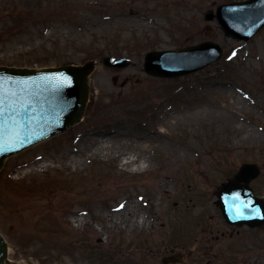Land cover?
<instances>
[{"label": "rangeland", "instance_id": "374dc122", "mask_svg": "<svg viewBox=\"0 0 264 264\" xmlns=\"http://www.w3.org/2000/svg\"><path fill=\"white\" fill-rule=\"evenodd\" d=\"M239 1L0 0V66L98 60L83 120L0 170V232L12 264L27 257L33 264H264V224H227L216 195L253 162L262 171L251 184L264 197V28L246 41L208 19L219 5ZM191 27L201 38L187 44ZM205 41L224 55L199 71L165 78L145 70L149 51ZM105 55L134 64L113 69L100 63ZM163 121L167 133L158 135ZM92 129L119 130L114 151L76 153L77 139ZM146 145L149 170L121 164ZM166 147L189 157L164 167ZM69 152L82 161L67 165L61 156ZM121 200L135 201L151 225L132 228L129 214L115 220L112 207Z\"/></svg>", "mask_w": 264, "mask_h": 264}, {"label": "water", "instance_id": "95a60500", "mask_svg": "<svg viewBox=\"0 0 264 264\" xmlns=\"http://www.w3.org/2000/svg\"><path fill=\"white\" fill-rule=\"evenodd\" d=\"M216 16L228 35L248 40L264 27V0L223 4L208 19ZM222 55V48L212 41L180 50H154L146 55V70L178 76L203 68ZM102 61L115 68L131 64L127 58L103 57ZM94 68L95 61L42 69L0 66V168L8 156L81 120L89 97L88 77ZM259 174L256 164L246 163L218 190L229 223L264 224V199L249 184ZM7 255L8 244L0 234V264H7Z\"/></svg>", "mask_w": 264, "mask_h": 264}, {"label": "bare ground", "instance_id": "6f19581e", "mask_svg": "<svg viewBox=\"0 0 264 264\" xmlns=\"http://www.w3.org/2000/svg\"><path fill=\"white\" fill-rule=\"evenodd\" d=\"M195 23H198V18L196 19ZM138 25L140 28L147 26L144 23H138ZM200 38H201L200 31L196 30L194 27L187 29V32H186V43L187 44H192L193 42L198 41ZM96 86L99 87V90L105 89L104 83L102 81L97 82ZM165 118L168 119L169 117L166 116ZM160 124H161V130L158 132V135L167 133V130L165 128V121L161 122ZM120 135L122 134L117 129H112L110 131L92 129L77 139L76 141L77 146L75 147V152L82 154V155L85 154L86 156L91 157V158H97L98 155H101V154H104L110 151H114L112 147H115V146L111 142L113 139H115L116 137ZM147 148L148 146L146 145V148L140 150L138 154H135L134 152H130L129 155L124 157V160H122L121 164L123 166H131V165L137 164V167L135 169L136 173L146 172L147 170L150 169V165H152L153 163V161L150 158V155H148ZM164 150L165 152L162 156V161H161V165L164 167L173 166L175 162H177L180 159H183L184 156L189 157L187 156L186 152H183V150L179 148L171 147V149H168V147H166L164 148ZM74 156L75 155L72 152H69L66 155L63 154L61 158H63L62 160L66 161L67 165L82 161L81 158L79 159V158H76V156L75 157ZM35 165H37V163H35ZM34 168L35 166L31 164L30 171L34 170ZM161 187L166 193L170 191V189L166 185H161ZM139 198H141L140 195H139ZM137 209H138L137 203L132 200H121L112 207L115 220L120 219L122 222H125L124 219H121V216L125 214H129V215H133V220L131 223L132 228L135 227L136 224L143 226L144 224L148 223V225L150 226L151 220L148 217L147 212L143 211V212L138 213ZM76 212H79V211H76ZM136 216L138 217V219L136 218ZM30 239L31 238H29L27 234L24 235L25 241L28 240L29 242ZM250 242H253V240H251ZM9 256H10V250L8 251V257ZM25 263L33 264L31 263V259L28 257L26 258Z\"/></svg>", "mask_w": 264, "mask_h": 264}]
</instances>
